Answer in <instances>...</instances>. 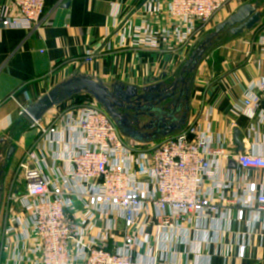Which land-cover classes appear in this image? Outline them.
Returning a JSON list of instances; mask_svg holds the SVG:
<instances>
[{
  "label": "built area",
  "instance_id": "2783aa9c",
  "mask_svg": "<svg viewBox=\"0 0 264 264\" xmlns=\"http://www.w3.org/2000/svg\"><path fill=\"white\" fill-rule=\"evenodd\" d=\"M233 1L167 0L163 11L147 0L148 13L162 10L164 27L155 30L147 21L132 26L127 19L122 28L141 49L192 48L196 36ZM45 3L6 0L0 24L32 31L41 23ZM260 28L257 43L264 53V25ZM20 108L23 115L26 109ZM234 112L264 125V77L246 87ZM210 116L208 111L204 122L195 118L179 132L147 144L124 137L93 98L59 112L48 126L33 123L47 145L26 152L18 164L24 191L9 197L16 212L5 222L4 259L14 264H134V249L150 247V218L156 220V241L162 243L166 229L178 222L216 214L214 196L223 198L232 187L222 171L234 161L242 171L264 175V150L233 156L224 139L211 133ZM257 130L252 126L250 134L258 137ZM255 189L249 185L240 202L264 212V184ZM243 217L240 210L239 220ZM245 253L241 247L240 257Z\"/></svg>",
  "mask_w": 264,
  "mask_h": 264
},
{
  "label": "crops",
  "instance_id": "0c3cea01",
  "mask_svg": "<svg viewBox=\"0 0 264 264\" xmlns=\"http://www.w3.org/2000/svg\"><path fill=\"white\" fill-rule=\"evenodd\" d=\"M5 1L0 0V8ZM146 1L46 0L41 23L36 29H4L0 24V150L6 157L10 147L16 148L5 170L8 174L3 181L5 189L18 188L15 169L26 152L35 148L42 151L47 145L40 131L20 115V107L27 109L37 103L75 73L98 78L107 84L120 82L139 88L144 87L150 77L160 79L163 75L173 77L177 73L194 46L178 48L173 44V50L168 46L159 50L141 49L133 45L131 32L122 28L127 19L132 26L147 21L155 30L164 27L162 10L165 11L167 0H150L154 8L158 4L162 9L153 13L145 10ZM237 1L240 2L236 4L238 9L254 0ZM244 37H239L230 49L215 48L211 52L214 58L207 57L201 63L188 120L200 117L202 123L206 112L210 111L211 133L224 139L233 156L251 150L260 154L264 150L263 145L259 146L264 141V125L234 112L246 87L264 77V53L256 39L244 41ZM204 69L209 72L201 73ZM73 100L49 110L41 124L50 125L55 115L74 105ZM252 126L257 127L258 137L250 134ZM50 155L47 161L52 165ZM56 165L62 168L61 163L56 162ZM221 176L228 179L232 187L224 191L223 198L214 196L218 207L216 214L178 222L177 227L166 229L162 243L156 241V220L150 218L147 229L151 235L150 247L143 245L134 249L133 263L264 264V212L257 205L247 207L240 202L241 197L248 194L249 185L259 191L264 175L242 171L232 161ZM240 210L244 211L242 220L238 218ZM241 247L246 248L243 258L240 257ZM108 249L112 250V243ZM2 264L14 263L4 259Z\"/></svg>",
  "mask_w": 264,
  "mask_h": 264
},
{
  "label": "water",
  "instance_id": "95a60500",
  "mask_svg": "<svg viewBox=\"0 0 264 264\" xmlns=\"http://www.w3.org/2000/svg\"><path fill=\"white\" fill-rule=\"evenodd\" d=\"M263 18V0H254L240 6L211 33L197 41L173 77H150L141 88L120 82L107 84L98 78L75 73L51 89L37 103L28 106L23 117L32 125L41 121L49 110L85 94L105 110L124 137L143 144L159 141L179 132L187 124L198 69L215 46L224 39L238 38L252 32ZM15 152L16 148L10 147L4 157L0 150V166L5 167ZM2 189L4 187L0 186V204Z\"/></svg>",
  "mask_w": 264,
  "mask_h": 264
},
{
  "label": "rangeland",
  "instance_id": "374dc122",
  "mask_svg": "<svg viewBox=\"0 0 264 264\" xmlns=\"http://www.w3.org/2000/svg\"><path fill=\"white\" fill-rule=\"evenodd\" d=\"M264 1V0H263ZM242 2V0H241ZM240 2L235 0L233 1L231 4H229L226 8H224L222 11H220L215 17L214 19L212 20L210 26L207 28L206 31H204L202 34H198L196 36V40L200 39L202 36L208 34V33H211L213 31V29L220 23L224 22L225 20V17L226 19L231 16L233 14V12H235L237 10V7H236V4L238 5ZM233 5V6H232ZM234 10V11H233ZM262 25H264V18L262 19L261 23ZM260 24L257 26V28L259 27V29L257 30V28L249 33V34H246L245 37L243 38L244 41L246 40H253V39H256L258 40V36L261 34V28H260ZM254 37H253V36ZM252 36V37H251ZM239 38V37H238ZM236 39V38H233V39H224L221 43L217 44L215 47H216V50L218 49V47H225V49H230L231 46H233L234 43H236L237 41H239L240 39ZM197 40V41H198ZM197 42H195L194 44H196ZM212 58H214V56L210 55L208 56L207 59L209 60H212ZM206 59V60H207ZM211 64V63H210ZM209 65V64H208ZM201 73H208L209 72V69H204L202 71H200ZM81 99V98H80ZM85 102H90L91 101V97H86L85 96ZM77 99H74L73 101H75L74 105L75 104H78L76 102ZM83 102V103H85ZM73 105V106H74ZM79 105V104H78ZM17 169V170H16ZM15 171L16 173H18V167H16ZM7 170V168H6ZM8 174L6 173L5 171V174L3 175V177L0 179V186H3L4 187V192H3V195H2V198H1V204H0V264H2L3 262V259L5 256L4 254V251H3V238H4V231H5V222L7 221L10 213L12 212H16V205H14V203H9V197L11 196V192L12 191H17V192H23L24 191V185H23V181H22V178L18 179V188L17 189H5V186H4V182L6 180V177Z\"/></svg>",
  "mask_w": 264,
  "mask_h": 264
},
{
  "label": "flooded vegetation",
  "instance_id": "af4514ba",
  "mask_svg": "<svg viewBox=\"0 0 264 264\" xmlns=\"http://www.w3.org/2000/svg\"><path fill=\"white\" fill-rule=\"evenodd\" d=\"M15 154H16V152H15ZM15 154H14V155H15ZM14 155L11 157L10 162H9L5 167H4V165L0 166V170L2 171V175H1L0 179H1V178L3 177V175L5 174V170H6V168L10 166V164H11L13 158H14ZM3 192H4V189H2L1 196L3 195Z\"/></svg>",
  "mask_w": 264,
  "mask_h": 264
},
{
  "label": "trees",
  "instance_id": "16d2710c",
  "mask_svg": "<svg viewBox=\"0 0 264 264\" xmlns=\"http://www.w3.org/2000/svg\"><path fill=\"white\" fill-rule=\"evenodd\" d=\"M86 97H88V96H86ZM74 99H77L76 102L80 105L83 104V102H85V100H87V99H85V96H82V95H78V96L74 97Z\"/></svg>",
  "mask_w": 264,
  "mask_h": 264
}]
</instances>
